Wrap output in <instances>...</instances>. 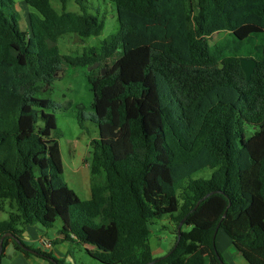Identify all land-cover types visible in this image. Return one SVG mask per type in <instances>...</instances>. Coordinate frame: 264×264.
<instances>
[{"label": "trees", "instance_id": "obj_1", "mask_svg": "<svg viewBox=\"0 0 264 264\" xmlns=\"http://www.w3.org/2000/svg\"><path fill=\"white\" fill-rule=\"evenodd\" d=\"M67 1L57 12L23 0L25 30L14 0H0V128L31 130L0 137V259L12 240L61 264L21 238L58 221L52 245L75 241L103 264H227L220 230L248 264H264V0H110L118 33L81 56L60 54L57 38L96 36L104 23ZM218 31L228 37L210 45ZM241 56L256 60L249 80ZM63 62L101 66L87 73L99 138L86 200L61 180L54 103L41 96ZM164 217L177 244L154 257L151 225Z\"/></svg>", "mask_w": 264, "mask_h": 264}, {"label": "rangeland", "instance_id": "obj_2", "mask_svg": "<svg viewBox=\"0 0 264 264\" xmlns=\"http://www.w3.org/2000/svg\"><path fill=\"white\" fill-rule=\"evenodd\" d=\"M84 3L89 13L97 15L103 21V30L99 35L85 38L73 33L59 36L56 45L60 54L81 56L83 53H88L90 48L99 52L103 42L116 35L120 29L115 7L110 0H84ZM50 4L55 11L60 12V0H50ZM65 7L67 11L79 12V7L74 0H68ZM16 9L20 16L18 22L20 28L27 30L28 11L33 9L24 2L20 5L18 0L16 1ZM227 37L228 34L225 31L214 32L208 37V42L213 45L224 41ZM99 69L101 66L98 63L88 70V67L70 66L63 62L61 72L53 80L50 88L41 95L48 97L54 103V106L48 108L47 111L52 112L56 118L57 134L55 136H57L63 164L61 180L82 200L89 199L91 195L90 163L93 147L90 142L92 139L99 138L98 128L90 117L93 112L91 107L92 92L87 80V73ZM38 123L41 124V122ZM30 132L31 130L26 124L6 125L0 128V137L10 143L15 136ZM210 173V169H205L196 176L208 177ZM37 226L42 230L40 235L52 239L60 224L57 221L49 228ZM172 228L173 225L166 217L152 221L151 233L160 237L163 251L165 247L169 250L176 243ZM38 237L33 241L25 240L27 247L31 251L41 250L50 253L51 257L60 260L61 264H103L92 258L86 252L85 246L80 243L59 241L54 244V250L45 249L39 244ZM230 244V239L220 230L216 238L217 247L228 253L230 252ZM20 247H22L20 244H18V248L11 243L6 245L0 264H53L47 258L36 253L31 252L25 255ZM234 258L237 264H248L238 253L234 254Z\"/></svg>", "mask_w": 264, "mask_h": 264}, {"label": "crops", "instance_id": "obj_3", "mask_svg": "<svg viewBox=\"0 0 264 264\" xmlns=\"http://www.w3.org/2000/svg\"><path fill=\"white\" fill-rule=\"evenodd\" d=\"M16 1L14 0L15 6H16ZM18 2L21 5L23 0H18ZM0 214L2 215V217L0 219H5L6 218V214L4 212L0 211ZM171 225H173V224H171ZM40 232H42V230L37 225L27 226L23 230V232L21 233V238H22L24 243H25V240L33 241V240H36L38 236H44V235H40ZM218 234H219V231L217 232V236H218ZM217 236H216V238H217ZM55 237H56V234L53 236V238L52 237L51 238L54 239ZM11 241L12 240L8 241V245L11 243ZM149 241H150V245H151L152 255L154 257H161V256L167 254L169 252V250L172 248V247H170V249L168 250V248L165 247L164 251H163V248H162L161 242H160L161 239L155 233H151L150 234ZM51 249L54 250V247H52ZM218 249L220 250V252H221V254H222V256H223V258H224V260H225V262L227 264H237L235 262V260H234L235 259L234 258V254L237 253V252H236L234 246L232 245V243L230 244V252H228V253L223 252L222 249H220L219 247H218Z\"/></svg>", "mask_w": 264, "mask_h": 264}, {"label": "water", "instance_id": "obj_4", "mask_svg": "<svg viewBox=\"0 0 264 264\" xmlns=\"http://www.w3.org/2000/svg\"><path fill=\"white\" fill-rule=\"evenodd\" d=\"M239 64H240V67H241L242 71L246 75V79L249 80L251 75H252V73L254 72L255 67H256V60L254 58H252V57H242L241 56V57H239ZM96 65H97V63H95L92 66H89L88 70H90L91 67H95ZM102 71L104 73V70H102ZM198 203H199V201L196 203V205H198ZM224 216H225V212L223 213L222 217H224ZM181 223H182V221L177 226V241L180 238V226H181ZM217 229L218 228L216 227V231H217ZM7 235H10V234L7 233ZM2 238H3V236H1L0 241H1ZM176 244H177V242L173 245V248L176 246ZM0 246H1V244H0Z\"/></svg>", "mask_w": 264, "mask_h": 264}, {"label": "built area", "instance_id": "obj_5", "mask_svg": "<svg viewBox=\"0 0 264 264\" xmlns=\"http://www.w3.org/2000/svg\"><path fill=\"white\" fill-rule=\"evenodd\" d=\"M38 242L45 249H51L53 247L52 242L48 237L39 236Z\"/></svg>", "mask_w": 264, "mask_h": 264}]
</instances>
